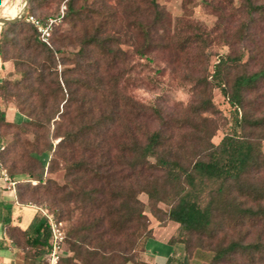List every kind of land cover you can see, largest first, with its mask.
<instances>
[{"label":"trees","instance_id":"obj_1","mask_svg":"<svg viewBox=\"0 0 264 264\" xmlns=\"http://www.w3.org/2000/svg\"><path fill=\"white\" fill-rule=\"evenodd\" d=\"M239 1L237 7L233 0L208 3L219 14V38L230 51L212 74L231 108L227 135L218 145L205 137L202 113L211 108L209 100L203 99L180 119L166 121L160 109L127 94L133 66L121 47L123 39H142L135 51L140 58L167 46L166 36L159 35L167 27L165 12L155 0L143 10L132 1L125 4L124 15L132 20L123 23L104 3L81 8L77 0H69L65 20L73 31L54 30L51 49L40 44L28 23L1 28L0 59L12 60L22 77L0 83V98L7 94L19 108L18 120L8 122L0 105V127L19 131L7 144L0 136V165L18 181L17 200L25 205L33 203L26 192L34 195L39 187L18 178L41 182L45 167L53 172L56 159L64 161L66 182L49 180L43 190L53 204L55 220L70 223L65 242L72 255L62 264H142L134 253L145 249L151 231L136 235L146 222L139 194L147 195L153 214L158 212L156 204H168L167 221L178 225L169 244L182 245L184 254L190 253L193 238H200L203 243L221 242L211 264H264V154L252 139L256 135L264 140V0ZM45 2L29 0L26 14L44 8ZM21 10L15 5L10 15ZM95 16L103 20L88 33L84 23ZM235 16L239 23L228 34L226 24ZM78 22L83 23L80 34ZM208 36L178 35L177 48L185 51L195 43L205 44ZM73 41L78 49L67 57L64 48ZM58 64L63 67L60 75ZM152 122L154 129L149 128ZM27 132L36 138L28 155L37 172L19 170L14 159L16 139ZM179 133L184 135L177 140ZM40 134L58 142L39 150ZM5 221L9 236L30 235L24 246L44 261L51 246L47 220L41 218L24 232Z\"/></svg>","mask_w":264,"mask_h":264},{"label":"rangeland","instance_id":"obj_2","mask_svg":"<svg viewBox=\"0 0 264 264\" xmlns=\"http://www.w3.org/2000/svg\"><path fill=\"white\" fill-rule=\"evenodd\" d=\"M45 7L36 9L30 14L44 19V17H54L58 14L61 5H66L69 0H45ZM133 2V5H140L143 10L146 3L151 0H77V7L96 8L101 4H106L112 7L115 18L118 22H128L132 20V16L124 15L126 12L125 4ZM225 0H155L159 9L165 12V20L167 27L165 30H160L159 35L163 34L167 38V46L163 45L162 49L154 50L143 58H140L136 53V49L143 43L142 39L124 38L121 44L122 49L128 52L133 69L128 75L127 94L134 100L142 103L148 107H156L160 109L162 117L167 121L172 118H181L185 116L186 112L191 108H195L200 105L203 99H207L211 102V108L202 113V117L206 119L204 127L205 137L209 138V141L213 145H218L221 140L227 135L229 128L230 111L228 100L222 93L221 89L216 85L212 74L215 71V67L219 63V59L229 54V47L219 38L221 29L217 28L219 22V14L213 8V5H223ZM212 2L213 5L208 3ZM219 2V3H218ZM239 0H233V6L239 5ZM25 4V0H0V20L12 19L17 16H11L10 11L13 6L22 8ZM29 0L25 14L29 11ZM85 11V10H84ZM66 13V12H65ZM141 15H145L142 12ZM103 20L102 16H95L92 20L87 21L88 33ZM150 21V18L147 19ZM239 17L235 16L231 23L226 24L227 33L230 34L237 25ZM25 22L23 17L16 22ZM143 23L144 19L141 20ZM26 23V22H25ZM146 23H150L147 22ZM81 22H78L76 26V32L80 34ZM5 25H0L1 28ZM198 29V32L197 30ZM57 30L63 32H71L72 27L69 25L65 16L63 21L56 26ZM194 33H200V35H209L205 44L195 43L189 49L180 51L177 48L176 40L177 36L182 38H192ZM202 33V34H201ZM232 34V33H231ZM55 47V45L53 46ZM78 44L73 41V44H68L64 48L65 55L70 57V53L76 52ZM60 55H56L58 59ZM246 57L244 58V60ZM58 75H60L63 67L57 65L56 67ZM22 74L14 68L13 61L9 60L2 62L0 59V83L9 82L14 83L19 81ZM59 80L60 77H59ZM61 99L63 95H60ZM0 105L2 110L6 113L9 112V116L12 112L18 115V104L15 99L2 94L0 98ZM61 107V106H60ZM156 123H149V128H156ZM19 132L18 129H8L4 126L0 127V136L4 137V143L7 144L11 141L12 135ZM184 133L175 135L177 140L183 138ZM39 137L43 139L36 142L39 146V150H42L52 143L54 146L58 140H52L46 135L40 134ZM258 136L254 135L253 140L259 142L262 154H264V140L257 139ZM35 136L27 132L21 133V136L16 139L17 147L15 148L14 159L17 161L16 166L20 169H36L34 162L30 159L28 152L33 149L35 145ZM36 147V146H35ZM53 157V151L50 152L49 159ZM13 159V158H12ZM56 166L53 172L47 171L48 167H45L42 174L41 182L30 180L28 177L23 176L18 179L29 182L31 186H38L39 188L34 195L29 194L27 191V200L33 201L30 203L34 206L38 204L46 215H52L56 219L54 213L53 204L50 203L48 198L43 195V190L48 185V181L52 180L57 185H62L66 182L65 179V164L61 158L56 159ZM9 176V173L7 172ZM138 199L145 206L146 222L144 227H140L137 230V237H142L147 231H151L155 227L167 226L170 222L167 221L166 213L169 210V206L166 203L156 204L158 212L155 214L149 211L150 203L147 195L139 194ZM44 217V214H43ZM70 223L62 221V230L66 233ZM178 232V225H175ZM172 227L171 229H174ZM149 235V234H148ZM221 249V242L215 244L205 242L203 243L200 238H193L191 243L190 253H186L184 256L185 264H211L213 257ZM144 250L143 247L136 249L135 261L142 258ZM66 255L71 256L69 246L66 244ZM81 264V262H78Z\"/></svg>","mask_w":264,"mask_h":264},{"label":"crops","instance_id":"obj_3","mask_svg":"<svg viewBox=\"0 0 264 264\" xmlns=\"http://www.w3.org/2000/svg\"><path fill=\"white\" fill-rule=\"evenodd\" d=\"M5 117L8 122L18 120L14 112L9 116L7 111ZM4 172L5 169L0 165V264H42V259L34 257L24 246V240L30 235L23 238L17 235L9 236L4 221L10 220V227H15L18 232L30 231L43 218L45 212L32 204H20L16 195L18 181L9 176L8 180H5ZM175 225L177 224L170 222L167 226L155 227L152 230L142 254V264H185L183 246L169 244L175 236ZM172 227L174 229H171ZM66 254L65 251V256Z\"/></svg>","mask_w":264,"mask_h":264},{"label":"built area","instance_id":"obj_4","mask_svg":"<svg viewBox=\"0 0 264 264\" xmlns=\"http://www.w3.org/2000/svg\"><path fill=\"white\" fill-rule=\"evenodd\" d=\"M66 12V5H61L59 12L54 17H47L45 19L36 18L33 15H23L26 23L30 24L37 32L38 40L41 45L46 48H52V34L64 19ZM19 17V16H18ZM4 179L8 180V175L4 172ZM15 183H11L14 185ZM48 222L51 232V246L50 251L46 255L42 264H62V259L65 257L66 242L65 233L62 230L61 223H58L52 215L44 214Z\"/></svg>","mask_w":264,"mask_h":264},{"label":"water","instance_id":"obj_5","mask_svg":"<svg viewBox=\"0 0 264 264\" xmlns=\"http://www.w3.org/2000/svg\"><path fill=\"white\" fill-rule=\"evenodd\" d=\"M27 4H28V0H25V4L24 6L22 7V13L19 15V17L17 18H12V19H1L0 20V25H6V24H10V23H14L16 22L18 19H21L23 17V15L25 14L26 12V8H27Z\"/></svg>","mask_w":264,"mask_h":264},{"label":"bare ground","instance_id":"obj_6","mask_svg":"<svg viewBox=\"0 0 264 264\" xmlns=\"http://www.w3.org/2000/svg\"><path fill=\"white\" fill-rule=\"evenodd\" d=\"M21 11H22V10H21ZM19 15H20V14H19ZM19 15H18V16H19Z\"/></svg>","mask_w":264,"mask_h":264}]
</instances>
